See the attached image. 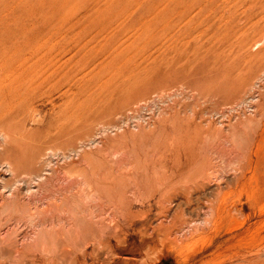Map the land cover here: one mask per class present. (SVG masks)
Listing matches in <instances>:
<instances>
[{
  "label": "rangeland",
  "instance_id": "rangeland-1",
  "mask_svg": "<svg viewBox=\"0 0 264 264\" xmlns=\"http://www.w3.org/2000/svg\"><path fill=\"white\" fill-rule=\"evenodd\" d=\"M221 1L0 0V264H264V13Z\"/></svg>",
  "mask_w": 264,
  "mask_h": 264
},
{
  "label": "bare ground",
  "instance_id": "bare-ground-1",
  "mask_svg": "<svg viewBox=\"0 0 264 264\" xmlns=\"http://www.w3.org/2000/svg\"><path fill=\"white\" fill-rule=\"evenodd\" d=\"M231 2L233 5L226 17L228 21H233L236 14L237 18L242 15L248 22L252 19L249 14L254 6L264 13V1L258 3L256 0H222L220 4ZM208 5L213 6L208 7ZM238 7L241 13L237 10ZM157 11L158 20L164 27L174 29L176 26L183 25L187 30H192L196 27L195 23L201 14L207 13L208 17L215 16L218 7L216 0H170L169 4Z\"/></svg>",
  "mask_w": 264,
  "mask_h": 264
}]
</instances>
